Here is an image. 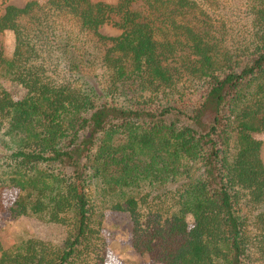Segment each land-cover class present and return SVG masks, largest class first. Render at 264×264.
I'll return each mask as SVG.
<instances>
[{
    "label": "trees",
    "instance_id": "1",
    "mask_svg": "<svg viewBox=\"0 0 264 264\" xmlns=\"http://www.w3.org/2000/svg\"><path fill=\"white\" fill-rule=\"evenodd\" d=\"M4 31L0 212L68 233L0 248V264H104L105 196L161 264H245L251 247L264 260V0H30L4 7Z\"/></svg>",
    "mask_w": 264,
    "mask_h": 264
},
{
    "label": "rangeland",
    "instance_id": "2",
    "mask_svg": "<svg viewBox=\"0 0 264 264\" xmlns=\"http://www.w3.org/2000/svg\"><path fill=\"white\" fill-rule=\"evenodd\" d=\"M30 0H0V15L7 5L23 6ZM43 2L45 0H36ZM92 2L102 1L110 4L116 3L118 0H90ZM134 7L141 10L140 2L134 4ZM100 32L106 36H117L120 31L111 24L104 25ZM14 46V34L11 31L0 32V56L8 58ZM8 92L14 99H20L24 96L25 90L14 83L6 84ZM254 138L261 142L260 156L264 163V131L253 133ZM233 136V135H232ZM236 149L235 139L229 141V150L231 153ZM5 164V163H4ZM3 164V165H4ZM2 165V164H1ZM4 168H0V180L5 178L10 180L11 175ZM5 198L12 201L14 194L11 190L5 192ZM95 199L94 223H100V232L98 237L100 243L103 244L105 250L104 264H161L155 260L150 254H139L130 246V223L126 213L115 212L109 209L110 201L105 196L104 198ZM169 199V198H167ZM163 200V199H162ZM159 203V200H158ZM169 202L166 209L168 208ZM236 208L239 209L240 217L247 223V231L250 233L254 228L252 222L258 208H253L248 201L247 195L239 196ZM187 223L192 225L193 220L190 216L187 217ZM246 231V232H247ZM67 228L57 224H43L26 216H11L7 212H0V248H9L18 245L20 242L28 238H38L49 241L51 243L62 245L67 237ZM250 235V239L252 240ZM245 264H264L263 258L253 247L249 250V256L245 260Z\"/></svg>",
    "mask_w": 264,
    "mask_h": 264
}]
</instances>
